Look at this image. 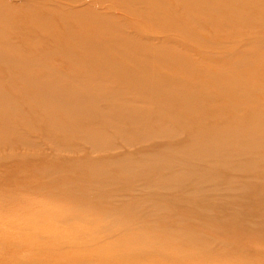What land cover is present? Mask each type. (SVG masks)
<instances>
[{"label": "rangeland", "instance_id": "obj_1", "mask_svg": "<svg viewBox=\"0 0 264 264\" xmlns=\"http://www.w3.org/2000/svg\"><path fill=\"white\" fill-rule=\"evenodd\" d=\"M59 1L0 0L4 8L17 6L0 20V42L9 46L4 47L6 51L0 47V57L18 60L35 50H70L78 36L93 41L106 38L109 44L94 58L105 50L113 55L117 46L129 44L126 53L137 61L134 69L174 73L175 80L185 81V89L206 84L203 91L214 95V83L224 76L230 81L249 80L246 84L264 95V22L250 28V21L231 20L237 9L224 11L220 16L224 21L211 13L212 6L229 0H78L81 5L70 2L74 11L62 8L72 0L62 6ZM244 1L245 7L264 8V0ZM180 8L197 14L184 16ZM91 9L97 14L86 12ZM253 13L264 19V9ZM107 21L114 25L108 26ZM62 22L68 24V36L50 40L53 32L62 34ZM137 45L143 51L134 52ZM9 48L13 53L9 54ZM146 50L152 53L146 55ZM171 53L184 57L188 64L160 60V54ZM243 57L245 62L238 67ZM42 64L69 69L59 57ZM21 69L34 73V78L41 73L32 65ZM28 82L8 62L0 63V87L15 103L35 95L26 87ZM137 90H126L123 97ZM47 113L35 103L23 110V117ZM3 123L13 130L0 127V264H264V172L224 177L220 171L207 189L195 182L174 191L162 189L165 177L162 182L134 185L74 184L64 172L83 169V156L103 158L102 151L92 150L91 142L83 140L65 145L62 136H49L39 124L27 127L16 117L5 118ZM119 144L120 150L112 154L118 159L124 158L126 150L147 148L155 153L165 149L146 136L138 137L132 147L123 140ZM180 146L181 142L175 145ZM64 161L69 164L63 165ZM40 166L46 168L39 170ZM123 168L109 170L117 173ZM52 170L60 173L51 175ZM85 173L90 175V171ZM144 185H149L144 193L124 195ZM104 216L106 221L101 219ZM170 229L195 234L192 243L176 239L170 245L156 240H164ZM147 232L148 236H140ZM142 237L148 239L145 249L132 248ZM110 244L115 249L107 250Z\"/></svg>", "mask_w": 264, "mask_h": 264}, {"label": "bare ground", "instance_id": "obj_2", "mask_svg": "<svg viewBox=\"0 0 264 264\" xmlns=\"http://www.w3.org/2000/svg\"><path fill=\"white\" fill-rule=\"evenodd\" d=\"M64 1L66 0H60V5ZM129 1L136 3L144 0ZM70 2L73 5L82 4V1L78 0L68 1L65 2L66 5H61L63 10L72 9ZM244 4V0H229L212 6L211 13L224 21L226 18L220 17L224 11L237 9L231 20L237 18L241 21H250V28L264 22V19L253 16L254 11L264 8L257 4L245 7ZM16 7L10 5L4 8V5H0V20L6 19ZM180 9L184 16L197 14L195 11ZM86 12L97 14L92 9ZM170 14L174 15V11L171 10ZM62 23V34L56 35L53 32L50 40L68 36L66 34L68 24ZM107 25L114 23L107 21ZM76 39L77 44L70 50L64 47L38 52L35 50L29 52V57L18 60L10 56L4 57V54L0 57V63L8 62L16 73L27 78L29 82L26 87L35 91L33 97L29 96L27 100L15 103L0 87V127L3 130L7 128L12 131L13 126H4L3 120L16 117L27 127L39 124L44 130L47 129L49 136H62L65 145L71 146L76 140H83L91 142L92 150L103 152V158H92L89 155L81 157L84 168L80 167L79 171H65L66 179H71L74 184L86 182L93 185L108 183L134 185L154 183L155 180L162 182L164 181L162 177H165L162 189L174 191L192 182L207 189L218 178L215 175L220 171L224 172V177L231 174L256 173L257 170L264 172V95L255 93V90L246 84L249 80L230 81L225 80L223 76L214 83L217 93L208 95L203 91L206 84H202L200 88L198 86L185 89V81L175 80L174 73L164 74L149 67L134 69L132 66H135L137 61L126 53L131 48L129 44L117 46L113 55L105 50L101 57L94 58L93 54L106 47L110 41L106 38L87 40L83 36ZM89 44L90 46L86 48ZM12 45L10 48H13ZM6 46L4 42H0L1 48L9 47ZM5 48L6 51L8 48ZM10 48L9 54L13 51ZM81 49L87 51L80 54L78 52ZM141 51L142 48L137 45L134 52ZM146 51L148 52L146 55L152 53V50ZM146 55L142 59H146ZM56 57L68 66V71L42 64ZM159 58L165 63L188 64L184 57L176 53L160 54ZM244 62L243 57L237 66H242ZM31 65L40 69L41 73L39 71L37 73L39 77L34 78V73L21 69L22 66ZM69 78L74 81L68 82ZM132 88L138 90L124 98V92ZM35 103L48 112L46 116L35 115L29 116L28 119L23 117V110ZM134 104L144 107L140 108L139 105L132 107ZM192 116L194 120L189 119ZM223 127L225 131L222 133ZM133 135L135 138H132ZM140 136H146L154 145H163L165 149L155 153L147 148H142L138 152L126 150L123 153L124 158L112 156L120 150V140L132 147ZM23 142L24 140L19 144ZM179 142L181 146L176 148L175 145ZM66 164L69 162L64 161L63 165ZM163 164L166 167H163ZM122 165L124 168L120 169V172L109 170ZM41 168L46 166H40L39 170ZM86 171H90V175L87 176ZM50 173L57 175L60 172L52 170ZM147 187L149 185L139 187V191L132 192L133 189L126 191L124 195L133 197L142 194ZM101 219L107 220L106 216ZM147 234L148 232L140 233V236L146 237ZM164 236V240L161 238L156 240L170 245L175 244L176 239L192 243V236L187 232L180 233L170 229L165 231ZM145 237L139 240V244L131 247L143 249V244L148 241ZM112 245L114 244L108 245L106 249H115ZM120 256L126 257L128 254L122 253Z\"/></svg>", "mask_w": 264, "mask_h": 264}]
</instances>
